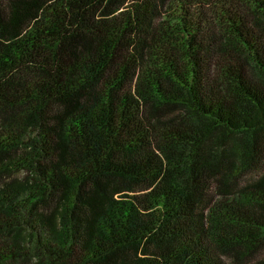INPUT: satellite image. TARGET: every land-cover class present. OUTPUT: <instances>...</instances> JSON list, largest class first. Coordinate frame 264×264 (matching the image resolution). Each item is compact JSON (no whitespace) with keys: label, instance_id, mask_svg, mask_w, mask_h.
I'll use <instances>...</instances> for the list:
<instances>
[{"label":"trees","instance_id":"1","mask_svg":"<svg viewBox=\"0 0 264 264\" xmlns=\"http://www.w3.org/2000/svg\"><path fill=\"white\" fill-rule=\"evenodd\" d=\"M263 164L264 0H0V264H264Z\"/></svg>","mask_w":264,"mask_h":264},{"label":"rangeland","instance_id":"2","mask_svg":"<svg viewBox=\"0 0 264 264\" xmlns=\"http://www.w3.org/2000/svg\"><path fill=\"white\" fill-rule=\"evenodd\" d=\"M263 166H264V164H263ZM24 176H25L24 173H19V174L13 175V176L11 177V179H20V180H21V179L24 178ZM260 256H261L260 260L264 258V251L261 253Z\"/></svg>","mask_w":264,"mask_h":264}]
</instances>
